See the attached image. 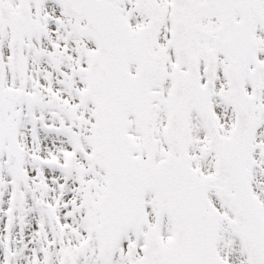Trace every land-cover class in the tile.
Segmentation results:
<instances>
[{
	"label": "snow or ice",
	"instance_id": "obj_1",
	"mask_svg": "<svg viewBox=\"0 0 264 264\" xmlns=\"http://www.w3.org/2000/svg\"><path fill=\"white\" fill-rule=\"evenodd\" d=\"M0 264H264V0H0Z\"/></svg>",
	"mask_w": 264,
	"mask_h": 264
}]
</instances>
